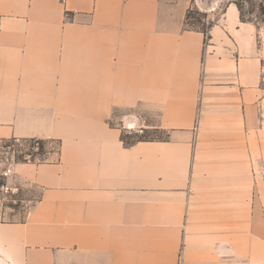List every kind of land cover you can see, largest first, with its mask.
<instances>
[{
    "label": "crops",
    "instance_id": "1",
    "mask_svg": "<svg viewBox=\"0 0 264 264\" xmlns=\"http://www.w3.org/2000/svg\"><path fill=\"white\" fill-rule=\"evenodd\" d=\"M261 80L227 0H0V142L59 144L0 264H264Z\"/></svg>",
    "mask_w": 264,
    "mask_h": 264
},
{
    "label": "rangeland",
    "instance_id": "2",
    "mask_svg": "<svg viewBox=\"0 0 264 264\" xmlns=\"http://www.w3.org/2000/svg\"><path fill=\"white\" fill-rule=\"evenodd\" d=\"M229 2H238L243 5V14L245 23H249L255 29L256 44L261 57V99L258 103V112L260 119V130L264 141V0H227ZM200 14H205L195 9ZM206 15V14H205ZM200 28L209 31V25L212 21L202 18ZM194 22V21H193ZM130 142L138 138H164V134L157 132L153 135H132ZM38 147L22 141H4L0 142V162L6 165L20 164L25 162H43L58 159L59 144L48 142L45 149V155L39 156ZM36 155L33 159L32 156ZM8 170V169H7ZM7 170L5 173H7ZM7 176H0V222H18L24 220L26 212L33 202L40 197V191L29 185H17L9 187L6 183ZM12 188V189H11Z\"/></svg>",
    "mask_w": 264,
    "mask_h": 264
},
{
    "label": "trees",
    "instance_id": "3",
    "mask_svg": "<svg viewBox=\"0 0 264 264\" xmlns=\"http://www.w3.org/2000/svg\"><path fill=\"white\" fill-rule=\"evenodd\" d=\"M233 4H235L240 12V16H241V20L242 22L245 23L244 21V14H243V5L241 3H238V2H232ZM199 15L200 17L202 16V18H206V15L205 14H200L198 11H195V9H192L188 12L187 14V18H186V25L187 27L191 28V29H195V30H201L205 36H207L208 34V31L207 29H203V28H200L199 25H201V19H197L196 16ZM194 21V22H193ZM212 27V24L209 25V29ZM146 134V133H145ZM134 135V134H132ZM130 136L128 137H125L124 139H127L130 140L129 138ZM146 138H138V140L136 141H142V140H145ZM12 141H16V140H12ZM22 142H25V143H28L30 145H32V147H35L37 146L38 147V155L39 156H43L45 155V149H46V145L48 144L47 141H42V140H20ZM36 155L32 156L33 159H35Z\"/></svg>",
    "mask_w": 264,
    "mask_h": 264
},
{
    "label": "built area",
    "instance_id": "4",
    "mask_svg": "<svg viewBox=\"0 0 264 264\" xmlns=\"http://www.w3.org/2000/svg\"><path fill=\"white\" fill-rule=\"evenodd\" d=\"M138 135H145V132L143 130H140L138 132ZM9 173H10V171H7V173H5V176H8Z\"/></svg>",
    "mask_w": 264,
    "mask_h": 264
}]
</instances>
